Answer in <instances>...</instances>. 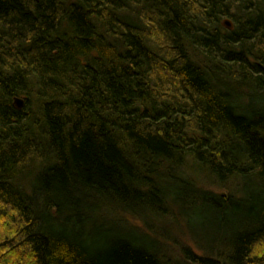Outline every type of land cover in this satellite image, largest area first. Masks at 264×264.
<instances>
[{
    "label": "trees",
    "instance_id": "1",
    "mask_svg": "<svg viewBox=\"0 0 264 264\" xmlns=\"http://www.w3.org/2000/svg\"><path fill=\"white\" fill-rule=\"evenodd\" d=\"M0 264H264V0H0Z\"/></svg>",
    "mask_w": 264,
    "mask_h": 264
},
{
    "label": "water",
    "instance_id": "2",
    "mask_svg": "<svg viewBox=\"0 0 264 264\" xmlns=\"http://www.w3.org/2000/svg\"><path fill=\"white\" fill-rule=\"evenodd\" d=\"M225 25L227 27H231V23L228 20L225 21ZM15 103H16L18 108H21L23 106V100H21L20 98H16Z\"/></svg>",
    "mask_w": 264,
    "mask_h": 264
},
{
    "label": "rangeland",
    "instance_id": "3",
    "mask_svg": "<svg viewBox=\"0 0 264 264\" xmlns=\"http://www.w3.org/2000/svg\"><path fill=\"white\" fill-rule=\"evenodd\" d=\"M181 238H182V236H181ZM187 240H188V239H187L186 237L183 238V241L187 242Z\"/></svg>",
    "mask_w": 264,
    "mask_h": 264
}]
</instances>
